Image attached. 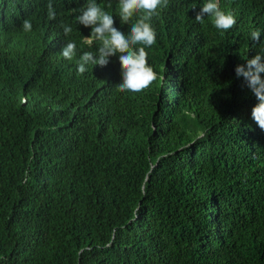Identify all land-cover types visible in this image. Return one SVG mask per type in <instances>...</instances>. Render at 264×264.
<instances>
[{
	"label": "trees",
	"instance_id": "obj_1",
	"mask_svg": "<svg viewBox=\"0 0 264 264\" xmlns=\"http://www.w3.org/2000/svg\"><path fill=\"white\" fill-rule=\"evenodd\" d=\"M41 1L0 0V264H264V130L235 72L264 41L227 62L217 44L240 36L209 38L206 0H168L149 48L161 76L123 99L115 64L77 74L91 27ZM62 23L80 34L43 35Z\"/></svg>",
	"mask_w": 264,
	"mask_h": 264
},
{
	"label": "clouds",
	"instance_id": "obj_2",
	"mask_svg": "<svg viewBox=\"0 0 264 264\" xmlns=\"http://www.w3.org/2000/svg\"><path fill=\"white\" fill-rule=\"evenodd\" d=\"M116 4V9L110 12L99 0H68L66 6L73 7L81 26L91 27V35L85 31L82 39L89 44L100 42L97 53L84 51L80 56L77 74L83 75L88 65L104 67L115 64L118 78L113 82L110 95L124 99L126 95H135L147 89L161 76L155 66L149 63V48L154 49L158 43L156 18L159 10L168 6V0H116ZM35 5L29 0L23 11ZM46 6L49 20H55L56 11L51 0L39 2V11ZM259 8L264 10V0H206L195 20L203 23L205 16L209 17L213 28L209 35L211 40H232L235 33L240 36L238 45L230 51L224 45L217 44L225 53L226 61L231 62L244 48L247 50L253 43L264 41L261 36L264 13H259ZM22 28L25 32L32 31L31 20L24 19ZM80 31L72 32L70 25L62 23L59 32L44 28L43 35H62L63 39L72 40ZM60 54L66 60H73L77 54L76 43L68 41ZM235 72L237 77L244 78L255 95L258 103L252 109V119L264 130V55L257 53L247 59L246 65H237Z\"/></svg>",
	"mask_w": 264,
	"mask_h": 264
},
{
	"label": "bare ground",
	"instance_id": "obj_3",
	"mask_svg": "<svg viewBox=\"0 0 264 264\" xmlns=\"http://www.w3.org/2000/svg\"><path fill=\"white\" fill-rule=\"evenodd\" d=\"M203 43H204V42H203ZM153 57H154V56H153ZM154 59H155V58H154ZM163 63H164V62H163ZM163 63H162V64H163ZM175 64H176V63H175ZM179 68H180V67H179ZM172 74H173V73H172ZM180 74H181V73H179V75H180ZM176 78H177V77H176ZM179 82H180V81H179ZM263 230H264V229H263ZM233 236H234V235H233ZM253 236H254V235H253Z\"/></svg>",
	"mask_w": 264,
	"mask_h": 264
}]
</instances>
